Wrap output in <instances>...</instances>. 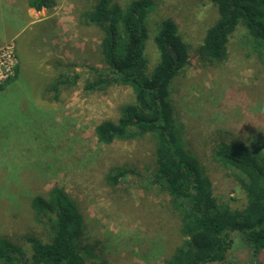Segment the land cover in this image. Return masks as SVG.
<instances>
[{
    "label": "rangeland",
    "instance_id": "obj_1",
    "mask_svg": "<svg viewBox=\"0 0 264 264\" xmlns=\"http://www.w3.org/2000/svg\"><path fill=\"white\" fill-rule=\"evenodd\" d=\"M96 1L52 0L36 11L27 0H0V236L28 253L27 237L48 240L49 226L36 220L29 197L57 187L82 217L81 244L94 249L89 263L163 264L185 237L169 195L139 179L152 175L154 140L146 135L103 144L95 136L97 125L115 123L120 107L134 102L127 86L84 87L90 68L104 67L103 32L82 19ZM114 1L124 7L131 0ZM164 18L176 23L190 56L169 96L174 122L217 202L242 208L246 196L236 177L245 176L210 153L223 140L264 152V62L240 41L243 32L230 38L223 61L201 60L197 48L218 18L216 7L209 0H158L147 21L149 68L158 59L152 36ZM73 72L76 84L60 85L56 94L53 81ZM118 172L126 177L111 184L108 177ZM231 239L226 260L213 264H251L240 235ZM258 263L264 264V251Z\"/></svg>",
    "mask_w": 264,
    "mask_h": 264
},
{
    "label": "trees",
    "instance_id": "obj_2",
    "mask_svg": "<svg viewBox=\"0 0 264 264\" xmlns=\"http://www.w3.org/2000/svg\"><path fill=\"white\" fill-rule=\"evenodd\" d=\"M218 18L205 32L197 48L198 57L209 63L223 61L230 38L243 32V44L252 46L264 62V0H209ZM30 8H49L52 0H27ZM158 0H131L121 6L114 0H97L82 14L83 23L98 27L103 68H90L86 90H101L116 83L131 89L134 102L122 105L115 123L96 126L97 141L110 144L149 135L154 140L152 175L141 181L159 185L170 197L180 217L183 246L163 264L222 263L232 245L231 234L238 233L251 253V264H259L264 251V152L240 141H217L211 158L233 168L245 179L236 177L246 203L242 208L222 206L212 194V182L200 161L185 146L180 127L173 119L169 96L173 80L188 64L189 47L178 26L170 18L157 22L152 36L158 59L149 68L145 46L150 37L148 18ZM15 68V73L17 72ZM77 72L60 73L53 91L60 85H75ZM2 86L0 85V88ZM57 98V97H56ZM125 172L109 176L111 184L126 177ZM30 209L39 223L50 229L48 240L27 237L29 252L0 236V264H92L90 245H82L83 222L73 201L54 187L44 195L29 197Z\"/></svg>",
    "mask_w": 264,
    "mask_h": 264
},
{
    "label": "built area",
    "instance_id": "obj_3",
    "mask_svg": "<svg viewBox=\"0 0 264 264\" xmlns=\"http://www.w3.org/2000/svg\"><path fill=\"white\" fill-rule=\"evenodd\" d=\"M1 84V83H0Z\"/></svg>",
    "mask_w": 264,
    "mask_h": 264
}]
</instances>
